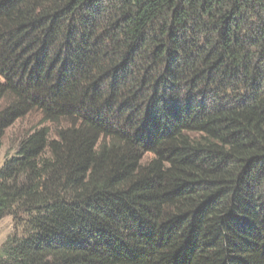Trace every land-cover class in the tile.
<instances>
[{
	"label": "trees",
	"instance_id": "1",
	"mask_svg": "<svg viewBox=\"0 0 264 264\" xmlns=\"http://www.w3.org/2000/svg\"><path fill=\"white\" fill-rule=\"evenodd\" d=\"M0 264H264V0H0Z\"/></svg>",
	"mask_w": 264,
	"mask_h": 264
},
{
	"label": "rangeland",
	"instance_id": "2",
	"mask_svg": "<svg viewBox=\"0 0 264 264\" xmlns=\"http://www.w3.org/2000/svg\"><path fill=\"white\" fill-rule=\"evenodd\" d=\"M38 127H46L53 134L54 128L50 124L41 125L40 115L33 112L26 117L16 121L9 129L6 130L0 141V166L3 160L15 153L20 140H22L29 132ZM20 229L15 227L12 219L6 217L0 221V248L6 239L13 235L19 234Z\"/></svg>",
	"mask_w": 264,
	"mask_h": 264
}]
</instances>
